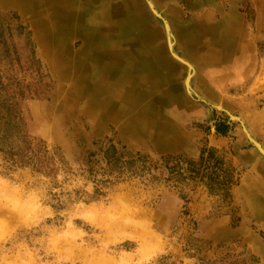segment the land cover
Masks as SVG:
<instances>
[{"label": "rangeland", "instance_id": "rangeland-1", "mask_svg": "<svg viewBox=\"0 0 264 264\" xmlns=\"http://www.w3.org/2000/svg\"><path fill=\"white\" fill-rule=\"evenodd\" d=\"M140 3L168 66L102 114L0 0V101L33 155L0 150V264H264V0Z\"/></svg>", "mask_w": 264, "mask_h": 264}, {"label": "bare ground", "instance_id": "bare-ground-1", "mask_svg": "<svg viewBox=\"0 0 264 264\" xmlns=\"http://www.w3.org/2000/svg\"><path fill=\"white\" fill-rule=\"evenodd\" d=\"M18 1H24L26 11L32 12L45 55L62 68L63 74L72 71L75 92L88 95L89 108H99L102 114L131 107V95L142 86L146 87L138 92V98L148 96L157 87L159 70L168 66L165 59L160 60L158 48L151 47L155 36L141 12L140 0ZM69 30L72 32L67 36ZM185 34L191 35V41L204 35L191 28ZM73 36L80 42L74 51L67 45ZM88 71L94 74L91 84L85 79ZM122 101L124 107L115 106ZM151 105L146 110L151 111Z\"/></svg>", "mask_w": 264, "mask_h": 264}, {"label": "trees", "instance_id": "trees-1", "mask_svg": "<svg viewBox=\"0 0 264 264\" xmlns=\"http://www.w3.org/2000/svg\"><path fill=\"white\" fill-rule=\"evenodd\" d=\"M12 109V103L0 101V150L5 151L7 157L15 163H30L33 159L30 143L19 140L12 125Z\"/></svg>", "mask_w": 264, "mask_h": 264}]
</instances>
